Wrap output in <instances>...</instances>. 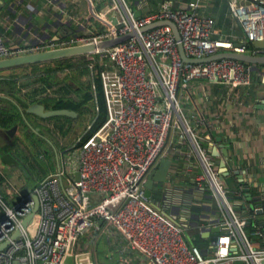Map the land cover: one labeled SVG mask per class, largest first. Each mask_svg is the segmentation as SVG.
<instances>
[{
    "label": "built area",
    "instance_id": "2783aa9c",
    "mask_svg": "<svg viewBox=\"0 0 264 264\" xmlns=\"http://www.w3.org/2000/svg\"><path fill=\"white\" fill-rule=\"evenodd\" d=\"M199 1L173 7L164 0L157 9L135 16L126 0H110L97 14L102 27L87 33L58 40L36 35L35 41L15 46L0 36V58H4L134 32L106 49L86 53L88 59L98 53L110 66L99 71L106 109L101 125L74 148L73 158L69 153L62 155V163L40 177L25 195L11 204L0 196V244L5 243L0 264H65L81 234L92 228L96 233L103 231L99 220L109 226L105 231L118 234L124 243L120 251L127 247L137 252V264H264V244L252 239L264 231L258 213L248 211L246 226L220 170L199 141L195 125L202 119L192 123L180 103V93L192 79L220 80L230 88L248 85L253 65L229 57L184 61L169 25L139 30L153 21L170 19L189 57L222 49L264 54V47L248 46L264 40V0L228 1L229 13L247 42L237 46L211 37L214 21L198 12ZM176 140L186 144V150L179 153L185 164L174 175L189 178L191 185L172 192L173 198H169L170 190L163 198L168 202L159 207L145 195L144 181ZM188 189L207 192L215 205V239H207L203 249L190 242L187 222L177 217L178 210L191 203ZM243 189L237 179L233 191ZM33 194L37 210L23 227L21 221L34 204ZM198 227L204 230L205 224ZM117 264L132 263L120 253Z\"/></svg>",
    "mask_w": 264,
    "mask_h": 264
},
{
    "label": "crops",
    "instance_id": "0c3cea01",
    "mask_svg": "<svg viewBox=\"0 0 264 264\" xmlns=\"http://www.w3.org/2000/svg\"><path fill=\"white\" fill-rule=\"evenodd\" d=\"M126 1L133 11L141 15L157 9L164 0ZM168 1L173 7H178L185 6L189 0ZM228 1L200 0L197 10L200 14L213 19L212 38L229 41L233 46L247 43L238 21L229 13ZM109 2L110 0H92L91 2L89 0H0V36L8 45L15 46L35 41L36 35L58 40L67 38L73 33H87L94 29L93 27H102L103 21L97 14ZM64 25H68V28L64 29ZM248 46L254 45L250 42ZM247 50L249 51V47ZM99 61L102 64L101 69L110 67L105 58L102 57ZM250 64L253 65L254 71L248 85L230 88L220 80L195 78L180 93V103L183 112L190 117L192 123L198 118L202 119L195 125V130L200 143L211 154L213 165L219 170L226 171L224 174L220 171L224 185L231 191L230 186H236L237 179H241L244 193H246L245 187L247 186L250 197L259 198L262 207L264 204V64ZM68 76L67 70L56 73L55 82L51 86L44 85V87L51 88H46L41 92L40 90L35 91L34 96L43 98V101L55 102L61 95L59 89L62 84H70L72 90L77 93V87L82 81L79 82V77L75 76L78 81L71 82L69 80L72 77L71 73L69 78ZM35 86L41 87L38 83H34L26 88L33 89ZM91 89L94 90L93 84H91ZM70 93L72 95L73 92L70 91ZM1 98H7V96ZM88 102H91L92 110H96L95 97L87 101L85 105ZM31 103L41 102L37 100L29 102L28 105ZM84 114L85 112L77 113L74 117L67 115L40 117L25 113L27 121L38 126L40 136L28 129L19 130L18 124H15L17 127L9 136H0V196L4 202H12L19 196L25 195L40 177L62 163V155L74 152V149L62 150L64 146L59 145L62 139H60L59 127L66 124L64 121L56 120H77ZM7 128L0 127L3 130ZM83 133L80 134L81 137ZM1 134L4 135V133ZM77 138L73 145L78 142ZM51 142L55 143L56 149L49 144ZM185 150L186 144L176 140L164 157L170 160L167 174L169 183L165 184L168 185L169 191L171 190L168 191L169 198H173L172 192L177 193V189L186 190L185 187L191 185L189 178L179 179L174 175V171L185 164L182 154H179ZM225 177H228L230 181L225 180ZM188 190L192 197L191 203L188 200H186L188 202L184 201L186 202L184 209L178 210L177 217L180 221L187 222V233L190 237H194L197 233L200 237L209 239V236L215 233L211 231L209 235L207 234L208 228L214 226L213 222L216 219L215 205L207 192L199 194L194 189ZM153 198L152 200L156 202L157 198ZM165 202L168 201L163 203ZM232 203L248 226L250 200L247 201L245 197V199H234ZM192 206L198 208L194 209ZM167 211L170 212L169 209ZM258 218L261 219L264 227V211L258 213ZM99 224L103 231L96 233L97 231L92 228L81 234L65 264H117L120 253L127 258L129 263L137 264V252L127 247L120 251L124 243L119 239L118 234L105 231L109 227L105 222ZM198 224H205V229H199ZM101 237L103 243L98 256L96 244ZM252 239L259 241L261 245L264 244V231L261 235L252 236Z\"/></svg>",
    "mask_w": 264,
    "mask_h": 264
},
{
    "label": "trees",
    "instance_id": "16d2710c",
    "mask_svg": "<svg viewBox=\"0 0 264 264\" xmlns=\"http://www.w3.org/2000/svg\"><path fill=\"white\" fill-rule=\"evenodd\" d=\"M92 59L93 60H89L87 54L83 53L0 68V94L7 96V98L0 97V102H4L0 104V127L7 128L13 124H18L19 130L27 129V124L23 121L17 105L24 110L29 102L37 100L41 103L43 102L46 108L65 107L77 113L91 112L90 128L83 133L81 139L75 143L72 148L78 146L80 142L92 134L106 118L104 98L98 75L99 70L102 68V64L99 61V54L92 53ZM4 70L7 72L4 73ZM64 70L69 72L68 78L71 73L72 77L69 79L71 82L78 81L75 76L79 77V82H83V84L81 82V85L77 87V93L72 90L70 84H62L59 89L61 95L55 102L43 101V98L34 96L36 93L35 91L38 92L40 90L39 92H41L42 90H46V88H51L44 87V85L51 86L52 83L55 82L54 75ZM34 83H38L41 87L35 86L33 89L26 88V86ZM91 84L94 85V90L91 89ZM70 91L74 94L72 93L71 95ZM49 92L51 93V91ZM19 93L21 94L19 95ZM8 97L17 104L10 101ZM94 97L96 99V103L94 104L96 110L91 111L88 105L85 104L87 101L93 100ZM229 196L231 201L234 199H245L246 197L244 190H240L239 193L238 190H235L231 192ZM153 197L158 198L156 194H154ZM247 199L246 197V200ZM193 207L194 209L198 208L196 206ZM262 207L264 208V204ZM190 242L203 249L206 246L207 239L195 233V236L192 237Z\"/></svg>",
    "mask_w": 264,
    "mask_h": 264
},
{
    "label": "water",
    "instance_id": "95a60500",
    "mask_svg": "<svg viewBox=\"0 0 264 264\" xmlns=\"http://www.w3.org/2000/svg\"><path fill=\"white\" fill-rule=\"evenodd\" d=\"M134 15L137 16L138 12L134 11ZM112 20L115 22V15H112ZM161 24H167L170 26L172 33L174 35L175 40L177 41V48H178V52L181 56V58L184 61H193V62H204V61H208V60H212V59H217V58H221V57H229V58H236L239 60H242L244 62H249V63H261L264 64V54H260V55H253V54H249V53H245V52H238V51H234V50H218L215 53L206 55V56H201V57H189L186 56L180 40H179V33L177 30V27L175 25V23L173 21H171L170 19H162V20H156L153 21L149 24H146L142 27L139 28L140 31L146 30L150 27L156 26V25H161ZM68 25H64L63 28L67 29ZM134 32L133 31H127L126 33L123 34H119V35H115L113 37L110 38H106V39H102L100 41H98L97 43H93V42H88V43H83V44H75V45H69V46H64V47H56V48H51V49H44V50H40V51H36V52H30V53H24V54H20V55H15V56H10V57H4V58H0V68L3 67H9V66H14V65H18V64H23V63H30V62H36V61H42V60H47V59H52V58H56V57H63V56H68V55H74V54H83V53H87V52H93L95 50H100V49H106L116 43H119L121 41L126 40L129 36L133 35ZM253 45L256 47H264V40H257V41H252ZM0 97H5L4 95H0ZM8 99L12 102H14L15 104H17L14 100H12L11 98L8 97ZM22 118L24 119V121L27 124V129L29 131L32 132H36L37 135H41L40 132L38 131L39 128L38 126H33L29 121H27L25 113H32L34 115L40 116V117H51V116H55V115H67L70 117H74L76 116V111L71 110V109H67V108H48L46 109L44 107L43 104L41 103H31L30 105H28L25 110L23 111L21 109V107L19 105H17ZM17 125H12L11 127L3 130L0 129L1 133H4V136H9L10 134H12L15 129H16ZM170 165V160L169 159H161L157 165L151 169L147 176L146 179L144 181V193L147 196V198H149L150 200L154 199L153 198V190H154V185L158 184V183H164L165 179L167 178V174H168V168ZM222 172V174H224L226 171L225 170H220ZM221 177L223 178V176L221 175ZM74 178L77 179L78 178V172H74ZM225 180H227L228 182L230 181V179L228 177H225ZM168 186H162L161 189H159V192L161 193V196H159L156 199V202L154 200H152L153 202H155V204L157 206H162L164 207V205L161 203L163 202V198L167 197L166 192L169 191V189H167ZM231 191H233L235 189V185H231L230 186ZM246 193L245 196L248 198L247 201L250 200V204L248 207V209H254V207H257L255 209V211L257 213L263 212L264 208L260 206V199H254L250 197V193L248 191V187H245ZM33 197V207L30 210V212L25 215L21 221L22 226H26L29 222L32 221V218L37 210V197L36 195H32ZM259 206V207H258ZM166 209V208H164ZM189 210V208H187ZM99 223H101V220L98 221ZM217 230V226H211L210 228H208L207 230V234L209 235V233L211 231H216ZM18 233V231L16 232ZM201 236H203L201 234ZM215 239V234L214 235H210L209 236V240H214ZM5 245V243L0 244V249L3 248V246Z\"/></svg>",
    "mask_w": 264,
    "mask_h": 264
},
{
    "label": "rangeland",
    "instance_id": "374dc122",
    "mask_svg": "<svg viewBox=\"0 0 264 264\" xmlns=\"http://www.w3.org/2000/svg\"><path fill=\"white\" fill-rule=\"evenodd\" d=\"M4 73L7 72L6 70L3 71ZM0 104H3V102H0ZM87 105L90 107V110L92 111L93 107H92V104L91 102H88ZM59 117H62V116H59ZM91 112H85L84 116L80 119H75V120H56V121H64V124L68 125H61L59 128H60V131H61V134H60V142H59V145L61 146H64L63 149L69 151V150H73V148L71 147L76 138L85 131V129L87 128V125L91 123ZM55 120V119H53ZM52 120V121H53ZM59 122V123H60ZM45 130V128H44ZM62 135V137H61ZM74 154H75V151L73 152H70L69 154V157L73 158L74 157ZM48 156V155H47ZM169 183V179L168 177L165 179V182L164 183H158L156 185H154V190H153V195L156 194V196H161V193L159 192V189L162 188V186H168V185H165V184H168ZM8 204H11V202H8ZM198 227V225H197ZM196 228V227H195ZM102 243H103V239L102 237L100 238L99 242H97L96 244V253L99 254L101 253V247H102ZM107 250L109 248H106Z\"/></svg>",
    "mask_w": 264,
    "mask_h": 264
},
{
    "label": "flooded vegetation",
    "instance_id": "af4514ba",
    "mask_svg": "<svg viewBox=\"0 0 264 264\" xmlns=\"http://www.w3.org/2000/svg\"><path fill=\"white\" fill-rule=\"evenodd\" d=\"M33 126H36V125H33ZM0 136H1V137H5V136H4L3 134H1V133H0ZM49 144H50L54 149L57 148L56 145H55V143L51 142V143H49ZM73 149H74V148H73ZM167 189H169V188H167ZM192 207H193V206H192ZM192 207H191V208H192Z\"/></svg>",
    "mask_w": 264,
    "mask_h": 264
},
{
    "label": "clouds",
    "instance_id": "9594fccd",
    "mask_svg": "<svg viewBox=\"0 0 264 264\" xmlns=\"http://www.w3.org/2000/svg\"><path fill=\"white\" fill-rule=\"evenodd\" d=\"M208 194V193H207ZM209 195V194H208ZM249 211V210H248Z\"/></svg>",
    "mask_w": 264,
    "mask_h": 264
}]
</instances>
